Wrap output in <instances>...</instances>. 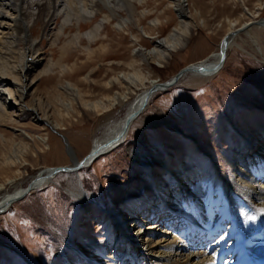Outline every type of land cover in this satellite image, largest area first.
I'll return each mask as SVG.
<instances>
[{"label": "rangeland", "instance_id": "rangeland-1", "mask_svg": "<svg viewBox=\"0 0 264 264\" xmlns=\"http://www.w3.org/2000/svg\"><path fill=\"white\" fill-rule=\"evenodd\" d=\"M149 1L150 10L160 5V24L155 21V15L150 14L141 18L137 27L135 19L121 11L122 6H114L110 11L102 3V12L95 7L91 16L66 23L60 31V41L77 33L79 24V32L84 34L97 23H102L100 27L103 26L104 29H101L108 35L107 54L103 58H88L84 52L87 44L96 49L101 39L88 42L85 36H81L82 44L68 50V59L61 63L68 68L73 65V69H67L60 75L61 65H54L45 76L35 80L33 96L41 98L48 121L59 124L56 131L69 141L79 161L87 155L93 141L101 136L106 126L113 125L124 116L141 92L158 82L170 80L181 69L202 61L210 52L216 51L229 30L228 20L238 19L233 26L237 28L249 19L248 10L257 14L251 19H264V0H183L191 14L187 15L191 26L184 45L169 52L167 60L162 63L151 60L141 62L139 54L135 53L151 49L177 23L169 1ZM163 9L168 10L166 15L161 14ZM104 14L110 19L107 20ZM35 17L31 22V32L37 39L38 58H43L40 66L35 68L36 72L37 68L47 66L48 59L55 62L61 56L60 45L52 46V41L64 18L59 15L43 27L39 19L34 22ZM142 28L150 29L151 34L144 33ZM258 38L264 48V32ZM236 42L243 51L236 47L229 49L224 65L216 75L204 79L184 74L172 86L156 91L132 123L125 141L78 171L77 177L59 173L47 186L31 190L0 213V264H71L73 261L80 264V261L93 256L95 249L91 248L92 241L107 243L112 237L110 213L119 210L122 188H138L147 177L152 182L169 181L174 176H180L185 165L195 164L202 172L200 178L193 182V188L208 183L212 191L225 196L227 186L233 180L230 159L236 156V148L244 145L245 137L258 144L264 142V64L254 56L256 47L247 35L240 33ZM132 55L138 60L135 65L139 66L146 80L142 84L137 81L135 84L127 80L122 84L114 81L113 76L121 74V71L132 72L131 67H126ZM35 72L32 71L30 78ZM110 80V85H106ZM65 81L77 88L78 94L67 93L60 87ZM126 85L129 89H124ZM121 92L125 93V97L117 103L113 96ZM97 100L104 104L99 111L83 106L87 101ZM12 111L11 118L0 121V195L27 188L32 178L45 168L70 164L60 136L40 122V126L33 125L35 116L29 111L27 117L21 116L18 121L28 126L24 127L25 132L32 137L25 139L33 152L28 146L24 157L26 162L19 166V173L15 167L3 166L5 157L11 155L9 141L19 143L17 138L21 132L17 114ZM40 135L45 137L40 139ZM34 139L37 143L33 142ZM130 147H137L153 163L150 175L146 176L143 167L129 155ZM76 179L80 180L91 202L77 199L68 192L67 189L75 187ZM259 183L264 186V177ZM145 194L153 198L149 189ZM201 215H204L203 218L194 217L198 222L192 221L199 230L203 228L205 219L213 224L218 217V214L206 217L204 212ZM150 217L151 214L147 216ZM234 218L238 226L234 239L225 242L226 237L224 240L222 237L227 230H219L214 235L205 236L198 245H195L194 239H198L195 234L192 244L186 238L180 244L211 258L221 247L227 249L234 244L233 241L241 243L261 238L262 230L258 229L257 235H252V228L246 229L241 218ZM205 246L209 249L201 251Z\"/></svg>", "mask_w": 264, "mask_h": 264}, {"label": "bare ground", "instance_id": "bare-ground-1", "mask_svg": "<svg viewBox=\"0 0 264 264\" xmlns=\"http://www.w3.org/2000/svg\"><path fill=\"white\" fill-rule=\"evenodd\" d=\"M167 1H169L170 7L174 10L177 23L165 37L157 40L151 49H148L145 53L140 50L135 53L139 54L141 58L139 60H141V62L143 60L144 62L151 60L158 63L166 61L169 52L175 51L183 46L190 34L191 23L187 16L189 11L188 7L184 4L185 0ZM148 2L150 1L0 0V121L11 118L13 113L12 110H15L14 112L17 114L15 115L17 116V124L21 128V132L18 134L17 138L19 143H14L12 140L9 141L11 155L5 157L3 166L5 165L9 168L15 167L16 171L19 173V166L22 162H26L24 157L27 154V147L29 146L30 151L33 152L32 146H30L25 139L26 137L31 139L32 136L25 132L26 130L24 127L26 125L18 121V119L21 120V116H26L28 115L27 112L31 111L35 116L33 120L35 123H33V125L38 126L40 122L43 126L51 127L52 130H56V127H58L57 125H59L48 121L47 115L42 108L41 98L33 96L35 90L33 86L36 78L39 77L40 79L42 76H45L50 67L58 64L61 65L63 61L65 62L69 56V53H67L68 50L73 46L75 47L76 44H82L81 36H85L88 42L101 39V43L97 45L96 49L91 48L90 43L87 44L84 52L87 53L88 58L91 60L95 58V56L103 58L107 54L109 49V45L107 44L108 35L106 32H103L102 29H104V27H100L102 23H97L91 29L84 32V34L79 32L81 28V24H79L77 33L73 34V36L67 40L60 41L59 35L62 27L72 19L78 21L80 18L91 16L95 7L102 12V4L106 5L110 11L114 9V6H122L123 9L121 11H125V14L129 18L133 17L137 27L141 23V18H145L146 15L150 14H152V16L155 15V21L160 24V16H158V13H160V5H157L154 9L152 7L153 10H150L148 8ZM139 10L142 11L138 12ZM35 12L37 13L36 17ZM248 12L250 15L249 19L241 23L237 28L233 26L238 22V19H235V21L228 20L229 30L221 39L218 49L210 52L202 61L185 67L188 68V70L182 72L178 78L180 79L184 74H190L194 77L204 79L216 75L222 69L229 49L236 47L243 51L242 46L236 42L240 33L247 35L251 39L254 47H256L255 52H253L255 54L254 56L264 64V48L258 40L259 35L264 32V21L261 19H251V17L257 14L252 13L253 11L250 10H248ZM166 13H168V10L165 11L163 9L161 12L162 15H166ZM59 15H62L64 18L63 25H61L60 29L55 33L52 46L56 44L60 45L59 49L64 53L61 52V56L55 62H53L52 59H48L47 66L39 70L37 68L35 72V68L38 65L40 66V61L43 60V58H38L40 54H38L39 51L35 47L37 39L32 36L31 22L35 17L34 22H37L39 19L41 25L46 27L53 18ZM189 15L191 14L189 13ZM104 17L107 20L108 18L110 19L107 14H104ZM110 21L111 20L108 22ZM142 30L145 31L144 33L151 34L149 33L150 29L144 30L142 28ZM134 51L136 50L134 49ZM223 54L225 55L224 60H222ZM131 58L132 59L126 63V67H131L132 72L123 70L120 72L121 74L113 76L112 79L114 81L120 82L121 84L124 80L132 84H135V81H137L142 84L146 80V76L141 72L139 66L136 67L135 65V61L138 60H135L133 55ZM72 67L73 65L69 68L68 66L65 67L61 65L58 73L62 75L67 69H73ZM32 71L35 72V74L30 78ZM152 82L154 83V81ZM176 82L177 81H175L174 84ZM110 83L111 80L108 81L106 85H110ZM60 87L67 93L78 94L77 88L70 82L65 81ZM150 88L141 92L129 105L124 116L113 125L106 126L101 136L93 141L86 157L91 152L93 154L86 159L84 162L85 164L76 171L60 173L74 174V176L77 177L78 171L90 166L96 158L108 153L125 141L129 128L147 107L151 96L156 91L162 90L156 89L147 96ZM124 89L129 88L126 85ZM28 97H31L29 101ZM124 97V92L117 93L113 96V100L117 103H121ZM145 101L146 103L143 106L142 104ZM83 106L95 111L104 108V104L99 100L87 101ZM141 106H143L141 112L129 122L121 140L115 145L110 144L107 146V144L122 131L128 117ZM43 126L42 128L44 130ZM42 128L39 129L41 130ZM44 137L43 135L39 136L40 139ZM33 142L37 143L35 139ZM62 142L65 152L70 158V164L67 167H72L79 162V160L76 158L73 153V148L65 137L64 140L62 139ZM36 145L37 144H35V146ZM16 146H18V148H16ZM18 153L20 156H18ZM128 153L143 167L145 175H150L154 165L148 160L147 156L137 147H130ZM156 159L158 160L157 157ZM230 164L233 168L234 175L233 180L230 182L231 185L229 184V186H227L228 190L225 196L223 193L212 191L208 183H203L199 188H193V182L202 175V172L195 164L185 165L180 176H174L175 178L169 181L152 182L147 177V179L145 178L142 183H140L141 186L138 188H122L120 190V199L118 202L119 210L110 213L112 237L107 243L92 241L90 243L91 248L93 247L95 249H92L94 251L93 256L85 258L84 261H80V264H264V186L259 183L262 177H264V142L258 144L254 140L245 137L244 145L242 144L239 148H236V156L230 159ZM216 167L218 168V170H216L220 173L219 166L217 165ZM53 168L54 167L45 168L39 171L32 178L30 183V185H32L31 190L43 188L52 182L59 174L50 176ZM226 182V184H228L227 180ZM25 189L26 188H19L12 192L2 193L0 195V209H5L0 213L6 211L11 204L17 202L19 199H14L20 197ZM147 189L152 191L153 198L146 196L145 193ZM67 190L71 196L91 202V198L83 188L80 180L76 179L75 187ZM28 192L26 194H28ZM10 202L11 204L8 205ZM199 210L201 211L200 214L198 213ZM202 212L206 213V217L212 214H218V217L213 224H211L212 221L207 222L206 219H203L204 222H206L203 224L202 229L204 230L200 234L198 231L202 229L199 230L192 221L198 222V219L194 217L196 215L201 217ZM150 214L151 217L147 218ZM234 217L237 219L241 218V223H243L242 225H244L246 229L252 228V235H257L258 229L262 230L261 238L258 237V239H252L251 241L243 240V242H241V239L237 238V240H241V243L238 241L237 244L233 240L235 245L225 243L224 245H229V247L226 246L227 249H222L223 247H221L211 258L198 251H194V253L188 250V246L186 247L180 244L183 238L189 239V244H192L194 239L192 236L195 234L198 236V239H194L196 245L199 241L204 239L205 236L214 235V233L219 230H227L226 234L222 237L223 240L226 237L225 242L226 240L234 239V234H236L235 231L238 229L237 221L235 222L236 219ZM130 227L135 228L129 230ZM232 241L228 243H232ZM204 248L207 247L205 246L203 249ZM183 251L184 253L186 252V254H184ZM201 251L205 252V249ZM212 255L213 254L209 256ZM64 264H69V262ZM71 264H76V262L73 261Z\"/></svg>", "mask_w": 264, "mask_h": 264}, {"label": "water", "instance_id": "water-1", "mask_svg": "<svg viewBox=\"0 0 264 264\" xmlns=\"http://www.w3.org/2000/svg\"><path fill=\"white\" fill-rule=\"evenodd\" d=\"M262 21H264V19H262ZM225 58V55L223 54L222 56V60H224ZM188 68H183L181 69L176 75H174V77H172L170 80L168 81H164V82H158L157 84L153 85L150 90L148 91V94L147 96H149L152 92H154L156 89H164V88H167L169 86H172L174 84L175 81H178V77L182 74V72H185L187 71ZM146 101L142 104L143 106L145 105ZM141 106L136 112L132 113L129 117H128V120L126 121V125L124 126V128L122 129V131L119 133V135L117 137H115L112 141H110V143L107 144V146H109L110 144L111 145H115L116 143H118L121 138H122V135L124 134L126 128H127V125L129 124V122L135 118L142 110V107ZM51 129V127H49ZM54 132H56L63 140H64V137L63 135L56 131V130H53ZM93 153L91 152L87 157L85 156L82 160H80L79 162H77L74 166L72 167H67V166H57V167H54L52 170H51V173H50V176H54L60 172H72V171H76L78 170L83 164H85L84 162L86 161L87 158H89V156H91ZM96 156V155H95ZM93 159V158H92ZM91 159V160H92ZM32 189V185H28L27 188L25 189V191L23 192V194L20 196V197H17L15 198L14 200H18V199H21L29 190ZM10 203H8V205H10ZM7 205V206H8ZM5 209V208H4ZM4 209H0V212L3 211Z\"/></svg>", "mask_w": 264, "mask_h": 264}]
</instances>
